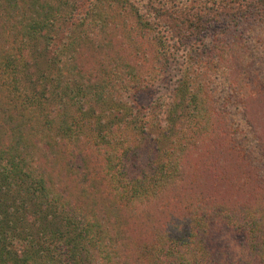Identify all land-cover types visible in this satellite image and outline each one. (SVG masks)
Instances as JSON below:
<instances>
[{
    "label": "trees",
    "instance_id": "trees-1",
    "mask_svg": "<svg viewBox=\"0 0 264 264\" xmlns=\"http://www.w3.org/2000/svg\"><path fill=\"white\" fill-rule=\"evenodd\" d=\"M263 66L264 0H0V264H264Z\"/></svg>",
    "mask_w": 264,
    "mask_h": 264
},
{
    "label": "rangeland",
    "instance_id": "rangeland-1",
    "mask_svg": "<svg viewBox=\"0 0 264 264\" xmlns=\"http://www.w3.org/2000/svg\"><path fill=\"white\" fill-rule=\"evenodd\" d=\"M263 68H264V66H263ZM146 100H147V95H141V96H139L138 97V102L140 103H145L146 102ZM255 105V111L256 112H258L259 113V115H261V116H264V101L263 102H259V103H255L254 104ZM200 163H201V165L203 166V164H202V162L203 161H199ZM201 165H198V167H199V169H200V166ZM201 171V170H200ZM204 178H206V177H204ZM207 179V178H206ZM206 179H204V180H206ZM214 188H216V186L215 187H213L212 188V190L214 189Z\"/></svg>",
    "mask_w": 264,
    "mask_h": 264
}]
</instances>
